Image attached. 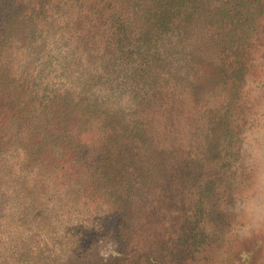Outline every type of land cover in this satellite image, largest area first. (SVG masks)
<instances>
[{
	"label": "trees",
	"instance_id": "trees-1",
	"mask_svg": "<svg viewBox=\"0 0 264 264\" xmlns=\"http://www.w3.org/2000/svg\"><path fill=\"white\" fill-rule=\"evenodd\" d=\"M192 1L0 0V7L13 5L11 14L2 21V51L25 48L33 67L26 86L18 83L7 117L12 125H6L5 130L15 127V135L3 142L6 146L15 143L27 153V169L34 178L28 196L23 197L29 206L22 205V199L18 201V226L31 223L33 229L50 228L55 234L49 248L45 242L42 245L37 238L27 239L18 232L10 257L15 264H87V259L85 263L81 259L82 241L72 247L65 244L67 235L62 228L44 219L45 215L51 218L49 202L44 203L49 197L43 202L37 194L39 186L50 184L36 181L40 175L55 173L43 167L39 172L40 161L49 154L64 160V155L75 153L71 160L84 179L71 180L69 188H77L74 201H80L84 188L113 196L118 217L110 224L120 256H114L115 262L99 257L96 264H123L130 257L129 251L135 252L134 247L128 250L124 246L132 225L125 221L130 212L132 217L137 198H142L140 192L175 191L176 207L179 203L184 206L191 187L189 172L195 164H202L207 143H214L219 153L232 146V132L225 129L217 133L214 127H228L225 125L231 122L230 107L238 102V91L248 71L242 63L213 66L217 78L210 88L230 85L229 98L221 107L226 110L215 115V110H198L197 125L186 132L177 130L179 118H195L192 105L196 100L199 104L195 92L209 86L197 82L198 65L190 60L193 54H202L191 43L197 30H193L194 19L203 22L207 15L206 6H196ZM16 52L14 58H18ZM2 57L1 52L0 69L9 76L11 70L6 69ZM191 96L196 99L194 104L190 103ZM211 124L207 136L204 126ZM189 134L195 137L196 151L189 150L187 155L184 141ZM225 138H229V146L220 148ZM6 146L0 147V152ZM195 185L198 197L192 208L197 221L190 220L194 228L189 230L193 245L203 240L207 212L201 194L204 186ZM200 223L203 225L197 226ZM64 249L70 252H58ZM152 252L145 264H168L157 260ZM0 264H4L1 257Z\"/></svg>",
	"mask_w": 264,
	"mask_h": 264
},
{
	"label": "rangeland",
	"instance_id": "rangeland-1",
	"mask_svg": "<svg viewBox=\"0 0 264 264\" xmlns=\"http://www.w3.org/2000/svg\"><path fill=\"white\" fill-rule=\"evenodd\" d=\"M206 1H192L196 6L200 4L206 6L204 14H207L203 22L197 18L193 22V30L195 28L197 30L191 36V43L194 48L202 51L201 55L190 56L191 62L198 65L197 82H203L206 86L214 83L217 75L214 73L213 66L216 64L242 63L248 68L238 91V102L234 107H230L231 122L225 125L228 127H214L217 133H223L225 129L232 132V146L227 151L222 150V153H219L214 143H207L208 147L202 152V164L200 166L195 164L189 172L191 187L186 205L183 206L178 202L179 206L176 207L175 191L170 193L168 190L159 189L150 193L140 192L143 194L142 198L140 196L137 198L136 204L131 208L132 217L130 212L125 221L132 225H129L127 243L124 246H127L128 250L134 247L135 252L129 251L130 257L127 256L123 264H145L147 255H152L153 250L157 260H166L168 264H264V233L251 238H240L233 232L236 218L222 211L224 204L232 199L233 178L239 177L242 173L236 134L249 110L250 93L255 87L264 95V0ZM214 6H217L218 10H214ZM12 9L11 4L0 7V44L2 21L11 14ZM15 48L2 51L0 46V53L3 54L2 63L7 65L6 69L11 70L7 76L4 69H0V147L2 149L6 146L5 141L15 135L13 131L15 127L9 131L5 128L6 125H12L11 121H7V117L14 105L12 99L19 90L17 85L23 83L26 86L28 75L33 70L26 55V49ZM15 52L18 58H14ZM210 86L212 85L203 89L204 92L201 90L193 95L197 96L198 105L195 97L191 96L193 97L191 104H194L196 100L195 105H192V114H195V118L189 119V122L187 117L179 118L176 122L178 131L186 132L198 124V110H215L213 115L226 110L221 107L229 98L230 85L222 83L214 89ZM211 126L213 125L204 126V134L207 133V136L212 131ZM5 133H7L6 136ZM207 136L205 139L208 142ZM228 139L223 140L220 148L229 146ZM194 141V135L186 136L184 144L187 146V155L189 150L192 153L196 151ZM26 154L15 143H9L6 150L0 152V257L4 264L9 261L15 264L14 259L10 257L18 232L22 231L21 237L27 239L37 238L36 242H42V245L45 242L49 248L52 246L51 240L55 235L49 232L50 228L33 229L31 223L26 227L18 226V217L21 213L18 201L22 199V205L29 206V200L23 197L28 196V191L32 189V180L34 181L28 170ZM74 154L72 152L64 155V160L60 157L57 159V155L49 154L47 159L39 163V172H43L42 167L55 171L45 177L38 176L36 181L39 185L50 184L48 187L39 186L40 193L37 194L43 202L49 197V201L46 200L44 203L49 202V209H52L51 218L45 215L44 219L62 228L67 235L64 238L65 244H70L72 247L74 243L79 244V241H82L83 249L81 247L80 249L83 252L81 259L84 263L87 259V264H96L99 257L109 258L110 261V258H113L111 262H115L114 256L117 258L120 256L118 244L115 243V251H111L108 245L102 246L98 243L97 238L100 236L101 239L107 238L114 241L110 222L117 220V205L113 202V196L98 190L86 191L85 188L79 193L82 195L79 202L72 199L76 196L77 188H69L71 180L84 179L81 171L76 168L74 160H71ZM53 164L56 166L53 167ZM21 165H23L22 169ZM195 183L204 186L201 194L204 197V207L207 212L203 240L193 245V234L189 230L194 228L190 220L197 221V218L193 216L194 208H192L198 197ZM68 188L69 190L65 192ZM200 225L203 224L200 223L197 226ZM163 241H166V244H162ZM58 252H64L67 255L70 250L64 249ZM139 255L140 257H136Z\"/></svg>",
	"mask_w": 264,
	"mask_h": 264
},
{
	"label": "clouds",
	"instance_id": "clouds-1",
	"mask_svg": "<svg viewBox=\"0 0 264 264\" xmlns=\"http://www.w3.org/2000/svg\"><path fill=\"white\" fill-rule=\"evenodd\" d=\"M242 173L231 183L232 199L222 208L236 218L233 232L242 239L264 233V95L255 87L249 110L236 134ZM115 251V241L102 238Z\"/></svg>",
	"mask_w": 264,
	"mask_h": 264
}]
</instances>
